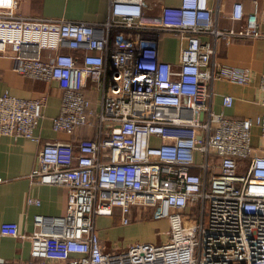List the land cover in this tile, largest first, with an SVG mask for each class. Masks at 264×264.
Here are the masks:
<instances>
[{"label": "built area", "instance_id": "2783aa9c", "mask_svg": "<svg viewBox=\"0 0 264 264\" xmlns=\"http://www.w3.org/2000/svg\"><path fill=\"white\" fill-rule=\"evenodd\" d=\"M144 4L109 0L108 18L92 23L23 16L17 0H0V55H10L20 75L54 81L62 92L52 129L71 136L93 127L75 143H40L44 97L0 94V136L40 144L29 178L66 190L64 214L34 217L50 231L27 236L30 260L0 264H264V76L255 118H228L210 106L215 81H249L248 68L216 60V44L264 36L257 0L247 14L233 2L229 19L244 20L239 28L217 26L208 0H179L157 15L145 14ZM112 31L130 39L114 46ZM160 33L181 41L176 67L158 58ZM87 82L97 109L83 93ZM232 102L221 97L223 107ZM254 126L263 141L257 148ZM132 208L165 219L166 239L105 251L95 217L117 215L125 225ZM0 235L19 237L17 224L1 223Z\"/></svg>", "mask_w": 264, "mask_h": 264}, {"label": "crops", "instance_id": "0c3cea01", "mask_svg": "<svg viewBox=\"0 0 264 264\" xmlns=\"http://www.w3.org/2000/svg\"><path fill=\"white\" fill-rule=\"evenodd\" d=\"M235 1L242 4L244 14L253 10V0H208L217 26L239 28L243 25L244 20L229 19ZM17 2V12L29 17L101 23L108 18L109 13V0H17ZM178 4L179 0H145L142 10L147 15H157L163 6ZM257 17L259 30L264 33V0H257ZM200 38L202 41H211L207 35H200ZM129 39L125 32H111V44L114 46L125 44ZM180 45L178 37L160 33L157 38L158 58L176 67ZM48 55L49 52H43V56ZM216 60L221 64L248 68L250 78L248 83L243 85L225 80L215 81L210 99L211 109L215 112L222 111L226 117L233 119H253L260 115L263 107L260 103L258 81L264 76V36L233 38L229 43L219 39L216 44ZM110 71L111 68H108V73ZM4 91L24 99L44 97L42 118L35 130L40 143L47 141L75 143L78 139L93 136V127H81L71 136L54 131L51 120L59 112L62 94L60 88L54 81L33 80L15 72L10 55H0V94ZM83 93L90 101L91 107L97 109L98 93L90 82H87ZM223 95L232 96L233 102L230 107L222 106ZM251 133H256L258 141V145H253L251 140V145L254 148L262 146L263 141L256 126ZM39 148L40 144L25 138L0 136V224L15 222L20 235L19 237L0 235V260L17 263L29 261L30 239L27 236L36 230L45 233L50 231V228H40L36 225L34 217L42 215L52 218L65 212L66 190L63 186L39 184L29 178L31 170L36 166ZM28 198L38 200V204L28 203ZM113 216H96L95 228L98 218L110 219ZM96 232L104 248V234L97 228Z\"/></svg>", "mask_w": 264, "mask_h": 264}, {"label": "rangeland", "instance_id": "374dc122", "mask_svg": "<svg viewBox=\"0 0 264 264\" xmlns=\"http://www.w3.org/2000/svg\"><path fill=\"white\" fill-rule=\"evenodd\" d=\"M252 144L258 145L256 133H252ZM240 173L239 170H237ZM116 213L117 208H113ZM152 212L145 208H132L129 222L125 225L119 222V217L114 215L109 218L97 219V230L104 234V250L107 252H120L126 250L129 245L137 242H148L158 245L169 234L168 224L165 219H156Z\"/></svg>", "mask_w": 264, "mask_h": 264}]
</instances>
